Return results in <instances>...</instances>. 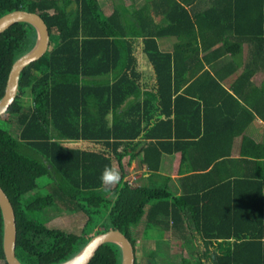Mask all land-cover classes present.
I'll return each mask as SVG.
<instances>
[{"label":"trees","instance_id":"1","mask_svg":"<svg viewBox=\"0 0 264 264\" xmlns=\"http://www.w3.org/2000/svg\"><path fill=\"white\" fill-rule=\"evenodd\" d=\"M121 7L105 13L99 0H0V15L37 11L50 39L21 70L16 96L0 114V185L14 208L17 257L59 262L110 228L124 232L135 250L132 227L144 220L178 233L188 244L183 251L196 252L200 264H264V77L255 79L264 70V0ZM164 35L176 37L171 49L160 48ZM35 39L26 21L0 32V97L12 62ZM141 42L155 76L143 89ZM112 70L117 75L107 80ZM166 153L179 154V172L231 169L210 177L202 194L174 195L169 175L158 171ZM124 158L146 164L148 182L132 183ZM235 160L242 169H234ZM114 162L120 180L104 188L101 172ZM181 179L188 189V177ZM52 208L84 213L81 231L48 225ZM2 233L0 210V264H8ZM120 261L119 245L107 241L86 264Z\"/></svg>","mask_w":264,"mask_h":264},{"label":"water","instance_id":"2","mask_svg":"<svg viewBox=\"0 0 264 264\" xmlns=\"http://www.w3.org/2000/svg\"><path fill=\"white\" fill-rule=\"evenodd\" d=\"M17 21H26L32 24L35 28L36 39L32 47L19 55L10 66L5 89L0 97V114L7 110L16 96L21 70L45 52L50 40L49 29L42 16L37 11L23 8L12 9L0 15V32ZM0 210L3 222L2 247L5 260L8 264H26L20 261L15 253L17 230L14 208L1 185ZM107 241L115 242L119 245L121 249L120 264H135L134 246L128 236L117 228H110L91 235L75 254L51 264H86L97 248Z\"/></svg>","mask_w":264,"mask_h":264},{"label":"crops","instance_id":"3","mask_svg":"<svg viewBox=\"0 0 264 264\" xmlns=\"http://www.w3.org/2000/svg\"><path fill=\"white\" fill-rule=\"evenodd\" d=\"M99 1H100V4H101V6H102V8H103L105 13H109L111 10H113L114 7H118V8L121 9L122 5L124 6L125 3L129 2L128 0H108V1L107 0H99ZM144 1L145 0H139V2H138V0H136V1L130 0L129 3H133V2L141 3V2H144ZM146 1H148V0H146ZM205 3L206 4H210V0H200V4L202 6H204ZM167 36H170V35L157 37V40H158V43H159V46H160L161 49H171L173 47L174 43H171V44L169 43L168 44V40L171 39V38H168ZM161 44H163V45H161ZM166 44H168V45L166 46ZM143 45H144V43L141 42V46H140V61H139V70L141 71L139 82L141 83V88L142 89L150 87L155 81V76L153 75V71H152V65L149 62L145 52L143 51ZM246 48H247V44L245 43L244 44V48H243V52L246 51ZM242 55L244 56V54H242ZM263 72H264V70H259L255 74V79H256L257 82H259L264 77V73ZM116 75H117V70H112V71H109L104 76H105V78L107 80H111L112 81L113 77L116 76ZM133 95L134 94H129L125 98L124 103L128 99L132 98ZM138 98H141V97L138 96ZM111 112H112V110L109 111V113H111ZM251 127L255 128L256 124L254 122H252L251 125L249 126V128H251ZM262 132L264 133V130ZM261 139L264 141V134L261 136ZM238 146H239L238 140H235V142L233 141L232 154L234 156L238 155ZM178 155L179 154L177 153V156H176L177 158H176L175 154H169V153L164 154L163 157H162V160H161L160 168L158 170L160 173H162L164 175H169V178H168L167 182L171 186L174 195H179L181 193L182 194L183 193L184 194H189V193L190 194H195V192L202 194V192H205V191L208 190V185H209V183H211V182H208L210 177L217 178V177H219V175L221 176L223 173L228 172V169H231V167H228L227 165L223 164V166L220 165L221 167L215 168L212 173L207 174V175H202L201 174V173H203L202 170H197V169H193V170L192 169H186V170H184L182 172H179L177 170L178 166H179ZM198 157L201 159L199 162L201 164H203L205 162V156L198 155ZM206 158H208L207 155H206ZM136 160L137 159H132L129 162L130 163L129 164L130 168L133 167V169L136 170V175L135 176H137V178L140 179L139 183L148 182L147 176H148L149 172L146 171V167H147L146 164L140 163L138 160L137 161ZM136 163L138 164V166H136ZM227 164L228 165H232L230 161H228ZM235 168L242 169L241 165H238L236 160H235L234 169ZM183 176H185V177L187 176L188 177L186 184H187V186L190 185V187L188 189H186L187 191L183 190L182 181H181L182 180L181 177H183ZM194 240L197 243L199 241H201L200 238H198L196 236L194 237Z\"/></svg>","mask_w":264,"mask_h":264},{"label":"rangeland","instance_id":"4","mask_svg":"<svg viewBox=\"0 0 264 264\" xmlns=\"http://www.w3.org/2000/svg\"><path fill=\"white\" fill-rule=\"evenodd\" d=\"M128 1L130 2V0ZM167 37L171 38L168 40V44L176 42L175 36ZM168 44H166V46ZM247 48L246 51L243 52L244 55H246V53L248 55ZM4 121L5 120L0 119L1 123H3ZM235 139L237 140V137ZM80 144H83V142L81 141ZM137 163L136 166H138ZM129 164L130 163H127V158H124V169L126 171V174H128L132 183L138 184L140 182V179L135 176L136 170L133 169V167L130 168ZM114 165L115 169L118 170L116 162H114ZM110 186L111 185L104 184V188ZM45 213L49 219L47 221L48 225L62 227L75 232L81 231L86 219V215L82 212L67 213L61 208H52L47 210ZM166 230L170 229H164L163 226L154 228L151 226H145L144 220L141 221L139 226L132 227V231L134 233L138 231V233H136L135 242V256L137 264H185V262L183 261L184 259L182 260V256H186L188 258L186 264H200L197 262L198 255L196 252H193V250L190 252L183 251L185 245L187 244L183 240L184 238L180 237L178 233L172 232V230ZM151 251H153V255L151 254ZM205 261V264L211 263L210 259L205 258Z\"/></svg>","mask_w":264,"mask_h":264},{"label":"clouds","instance_id":"5","mask_svg":"<svg viewBox=\"0 0 264 264\" xmlns=\"http://www.w3.org/2000/svg\"><path fill=\"white\" fill-rule=\"evenodd\" d=\"M100 179L105 185H114L119 182L120 173L115 168L105 166V168L101 172Z\"/></svg>","mask_w":264,"mask_h":264}]
</instances>
